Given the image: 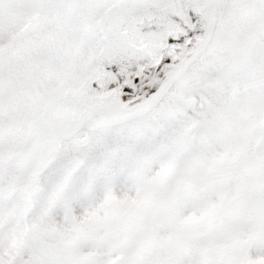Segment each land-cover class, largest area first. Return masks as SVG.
<instances>
[{"label": "snow or ice", "instance_id": "1", "mask_svg": "<svg viewBox=\"0 0 264 264\" xmlns=\"http://www.w3.org/2000/svg\"><path fill=\"white\" fill-rule=\"evenodd\" d=\"M0 264H264V0H0Z\"/></svg>", "mask_w": 264, "mask_h": 264}]
</instances>
